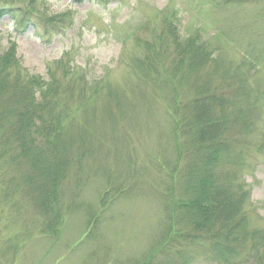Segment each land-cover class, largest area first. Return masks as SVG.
<instances>
[{
    "label": "rangeland",
    "instance_id": "obj_1",
    "mask_svg": "<svg viewBox=\"0 0 264 264\" xmlns=\"http://www.w3.org/2000/svg\"><path fill=\"white\" fill-rule=\"evenodd\" d=\"M226 5L0 0V8L13 9L0 19V55L14 48L23 69L45 79L54 71L69 83L70 98L61 103L71 119L92 116L97 127L117 104L126 112L105 146L62 185L63 222L54 236L44 234V216L31 202L23 180L28 165L13 164L0 180V264H225L177 208L188 202L199 170L186 168L188 158L176 164L192 135L174 137L166 106L176 97L173 87L192 98L204 81L210 93L237 99L216 112L231 137L240 133L234 121L240 105L250 123L242 136L247 145L234 150L244 152L243 163L219 159L213 171L216 177L238 173L248 228L259 234L227 264H264V0ZM23 15L34 26L20 28ZM189 48L204 49L209 59ZM3 107L10 120V104ZM6 148L9 157L16 155L12 143ZM106 191L113 201L104 209ZM90 219L98 225L89 233Z\"/></svg>",
    "mask_w": 264,
    "mask_h": 264
},
{
    "label": "trees",
    "instance_id": "obj_2",
    "mask_svg": "<svg viewBox=\"0 0 264 264\" xmlns=\"http://www.w3.org/2000/svg\"><path fill=\"white\" fill-rule=\"evenodd\" d=\"M217 1L227 2L228 8L239 2ZM12 12L13 9L0 8V19ZM17 25L25 30L34 26L24 15L18 19ZM176 43L179 44L178 41ZM195 50L189 48L188 52L194 56L208 53L204 49ZM184 51H180L181 55ZM204 57L207 61L209 53ZM206 83L202 82L198 94L192 98L182 97L179 89L173 87L176 97L166 106L174 137L177 138L179 133L192 135L185 149L178 151L176 164L179 166L183 159L188 158L186 168L199 170L188 202H185L187 204L182 203L177 208L194 223V230L204 235L212 250L219 254L221 262L227 264L235 261L245 249L243 244L251 242L254 246L259 234L248 228L244 211L247 193L241 189L238 173L221 172L216 177L213 171L219 159L236 162L238 166L243 163L240 162L244 152L236 156L234 150L247 145H244L242 136L250 123L243 116L244 107L240 105L234 120H238L240 133L231 137L226 130L227 121L216 119V112L218 109L224 112L237 99L231 102L217 95L215 90L210 93L208 88L203 87ZM70 91V84L56 79L54 71H49L48 79H45L23 69L16 49H8L0 55V180L9 176L13 164L26 162L29 170L23 180L28 186L31 202L44 216L46 229L43 232L49 237L56 235L63 222L58 205L61 187L71 170H80L84 159L96 147L105 146V139H109L112 130L126 114L117 104L113 116L109 113L108 117L102 118L100 126L96 127L98 119L92 116L75 121L61 103L62 99L70 98L67 96ZM5 103L10 104L13 112L10 120H7L3 107ZM231 124L234 127L233 120ZM7 141L12 143L16 152L13 157L8 156ZM195 184L199 187L194 190ZM110 195L108 191L102 195L104 209L113 201ZM90 223L89 233L97 227L98 220L90 219Z\"/></svg>",
    "mask_w": 264,
    "mask_h": 264
}]
</instances>
